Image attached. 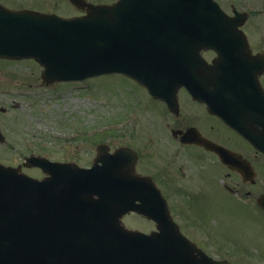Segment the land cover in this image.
<instances>
[{
	"label": "water",
	"instance_id": "95a60500",
	"mask_svg": "<svg viewBox=\"0 0 264 264\" xmlns=\"http://www.w3.org/2000/svg\"><path fill=\"white\" fill-rule=\"evenodd\" d=\"M70 2L86 15L0 4V59H34L47 83L117 73L152 94L185 86L264 152V56L252 55L240 29L246 13L234 9L230 17L214 0ZM208 50L218 55L212 65L201 56ZM201 145L223 153L208 140ZM135 164L124 151L109 156L101 148L90 169L26 158L25 166L44 171L43 180L0 164V264H227L182 234ZM259 204L264 209V196ZM130 212L153 220L157 231L127 229L122 218Z\"/></svg>",
	"mask_w": 264,
	"mask_h": 264
},
{
	"label": "rangeland",
	"instance_id": "374dc122",
	"mask_svg": "<svg viewBox=\"0 0 264 264\" xmlns=\"http://www.w3.org/2000/svg\"><path fill=\"white\" fill-rule=\"evenodd\" d=\"M94 4H112L118 0H87ZM232 15V9L248 14L243 31L254 45L264 41V0H215ZM5 6L55 13L61 17H74L82 11L69 0H0ZM205 53V58H212ZM42 67L29 60H0V127L6 144H0V163L18 166L26 156H45L52 161L73 157L79 164H90L96 155V146L105 140V131L116 138L131 125L119 131L110 123L122 120L127 111L120 93L127 79L119 74L102 76L81 84L46 85L41 79ZM116 96V97H115ZM120 115V116H119ZM118 117V118H117ZM144 124L143 121L140 122ZM107 127V128H106ZM89 131L91 143L82 140L66 142L73 132ZM118 131V132H117ZM113 140L111 139L110 142ZM85 147L90 151L86 154ZM31 177L42 178L38 169H23ZM213 173V168L209 167ZM207 189L201 198L187 204V218L176 213L183 232L201 245L203 227L216 235L211 236L207 253L215 258L235 260L234 264H254L264 261V213L257 211L253 199L248 202L255 210L233 200L219 186L214 177H207ZM257 191L263 188L255 189ZM236 199V198H235ZM252 203V204H251ZM183 205L174 203V207ZM241 207L243 209H241ZM257 208V209H256ZM245 211V212H244ZM247 213V215H246ZM128 228L146 233L154 230V223L135 214L124 218ZM221 245L220 250L213 246ZM260 253H263L260 255ZM259 262L254 258L257 256Z\"/></svg>",
	"mask_w": 264,
	"mask_h": 264
},
{
	"label": "flooded vegetation",
	"instance_id": "af4514ba",
	"mask_svg": "<svg viewBox=\"0 0 264 264\" xmlns=\"http://www.w3.org/2000/svg\"><path fill=\"white\" fill-rule=\"evenodd\" d=\"M249 43L253 54H264V41H261L260 45H254L249 39ZM125 78L128 83L124 84L120 96L123 103L127 104V111L124 112L125 117L122 120L110 124H119V131L130 125L132 129L124 131L118 135V138L109 132L110 129L106 130L105 140L101 145L107 154H113L120 149H129L130 154L137 157L136 174L153 180L178 223L176 213L180 212L187 218L185 207L191 201L194 202V199L201 198L203 191L207 189L208 176L214 177L233 200L248 209L255 210V206L248 205L250 204L248 201L253 199L257 211L264 213L258 205V199L264 195V153L255 149L219 117L212 115L207 105L193 99L186 88L180 89L175 98L172 93H167V100L163 98L165 94H161L162 98H156L133 80ZM89 81L91 79L59 84L85 82L87 86ZM261 83L264 87V76L261 77ZM141 121L144 124H141ZM92 136L89 131H77L73 132L71 138L65 139L66 142L75 140L76 143L77 140H82L91 143ZM201 136L231 152L232 155L226 163L217 152L207 150L197 142L186 141V137L201 138ZM85 151L88 154L90 149L85 147ZM56 161L74 162L89 168L92 167L94 159L86 165L79 164L75 158L69 156ZM209 167L213 168V173L209 172ZM257 188L263 190L257 191L255 190ZM174 203L183 205L174 207ZM202 224L201 222V249L207 252L212 246L211 236L216 234L208 232ZM179 225L182 229L181 223ZM185 232L187 233L186 230ZM219 247L222 246L218 243L213 246L215 250H220ZM260 255L254 258L258 261ZM228 261L230 264L235 263L233 259ZM251 262L264 264V261Z\"/></svg>",
	"mask_w": 264,
	"mask_h": 264
}]
</instances>
